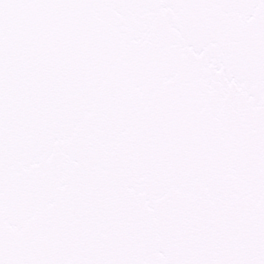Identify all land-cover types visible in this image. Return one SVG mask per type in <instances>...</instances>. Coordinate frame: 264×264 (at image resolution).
<instances>
[{
    "label": "snow or ice",
    "instance_id": "1",
    "mask_svg": "<svg viewBox=\"0 0 264 264\" xmlns=\"http://www.w3.org/2000/svg\"><path fill=\"white\" fill-rule=\"evenodd\" d=\"M0 264H264V0H0Z\"/></svg>",
    "mask_w": 264,
    "mask_h": 264
}]
</instances>
